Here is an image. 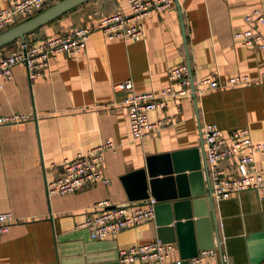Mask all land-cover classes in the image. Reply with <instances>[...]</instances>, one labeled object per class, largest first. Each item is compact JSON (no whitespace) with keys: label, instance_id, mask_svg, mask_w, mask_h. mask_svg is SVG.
Here are the masks:
<instances>
[{"label":"crops","instance_id":"1","mask_svg":"<svg viewBox=\"0 0 264 264\" xmlns=\"http://www.w3.org/2000/svg\"><path fill=\"white\" fill-rule=\"evenodd\" d=\"M5 5L6 0H0V7ZM255 8L264 9V0H172L165 10L144 17L142 35L136 39H105L93 30L76 57L57 54L51 58L44 76L29 79L23 65L12 67V78L0 88V116L20 113L25 117L0 124V211L15 218L0 236V264H120L118 248L156 237L154 215L97 240L76 225L98 201L138 204L127 199L121 177L147 162L165 171L174 159L178 166L198 163L203 173L195 187L206 190L200 145L204 123H215L225 131L246 126L254 141H264V82L208 89L197 97V105L190 96L170 101L164 109L148 112V118L170 115L171 122L157 134L146 133L138 139L130 134L122 94L111 89L113 82L127 78L135 92L165 86L168 69L185 62V48L195 80L210 74L220 80L235 74L257 79L264 71V46L251 47L233 36L248 26L244 16ZM127 9V0H89L23 39L54 36L93 24L100 13ZM259 28L264 31V26ZM20 41L0 47V57ZM104 139L114 143L113 150L103 152L100 164L107 183L98 180L63 194L46 192L45 184L58 174L62 159ZM255 161L264 172V152L256 153ZM192 201V209L199 211L197 219H207L200 230L207 228L206 240L216 248L207 196ZM220 201H215V208L226 261L219 255V263L249 264L247 239L262 229L264 190L247 189ZM171 243L175 253L168 260L188 264L177 242ZM263 259L257 264H263Z\"/></svg>","mask_w":264,"mask_h":264},{"label":"built area","instance_id":"2","mask_svg":"<svg viewBox=\"0 0 264 264\" xmlns=\"http://www.w3.org/2000/svg\"><path fill=\"white\" fill-rule=\"evenodd\" d=\"M58 0H6L0 7V31L17 21L26 19ZM172 0H127L126 11L98 14L95 22L80 25L66 32L45 37L36 41L22 39L18 46L11 47L0 57V88L12 78V67L23 65L29 79L44 76L49 60L57 54L74 58L85 47L86 40L93 30H99L105 39H136L142 35L143 19L152 12H161L171 5ZM247 27L235 31L233 36L241 38L245 45L264 46V9L255 8L246 13ZM253 82H264V71L253 80L247 74H235L220 80L217 74H210L190 81L185 62L178 63L167 71V84L159 89L135 92L130 79L113 82L111 89L121 93L120 102L124 105L128 127L132 138L138 139L146 133H158L171 122V116L156 120L148 118V112L164 109L170 101L190 96L196 98L208 89L240 86ZM192 85L194 89H192ZM192 97V96H190ZM176 107L179 106L176 104ZM24 114L12 113L0 116V124L14 123L24 118ZM205 151L206 169L214 201L229 199L247 189L264 190V172L259 171L255 154L264 152V141H254L246 126L225 131L217 124L206 122L201 127ZM114 143L104 139L84 152L71 158H64L58 174L47 181L45 189L50 194H63L92 184L95 181L107 183L109 180L101 173L100 164L105 150H113ZM232 159L227 165L221 162ZM154 199L148 197L140 204L111 205L101 200L91 206L83 219L76 225L84 229L92 240L103 239L127 227L137 225L153 216ZM99 207L100 209H96ZM15 220L11 213L0 211V236L6 232ZM175 253L171 242H163L154 237L146 242L121 247L116 250L120 264H179L169 261V255ZM216 248L201 249L188 259V264H220ZM222 261L226 256L222 253ZM264 264V259H263Z\"/></svg>","mask_w":264,"mask_h":264},{"label":"water","instance_id":"3","mask_svg":"<svg viewBox=\"0 0 264 264\" xmlns=\"http://www.w3.org/2000/svg\"><path fill=\"white\" fill-rule=\"evenodd\" d=\"M87 1L89 0L56 1L32 16L0 31V47L17 38L22 40L26 33ZM182 38L183 42H185L183 28ZM185 63L188 67V77L193 82L192 69H190L186 48ZM192 89H194L193 85ZM190 96H192L197 105L195 93L192 92ZM200 145L203 161L202 167L207 184L205 187L206 190L201 186L195 187V182H200L199 179L203 173L202 170L198 169V163L189 166L184 164L178 166V162L176 163L174 159L172 165L169 164L170 167H166L167 169L165 171L153 169L152 166H149V162H147L145 167L131 171L121 177L129 201H136L140 204L149 196L154 199L153 215L156 225V237L163 242L176 241L180 256L185 263H188V258L195 256L199 250L213 247L211 245L212 243L209 244L206 240L205 234L208 235L207 228L202 232L200 230L202 228L199 227L204 222L207 224V219H197L199 217V211L193 210L192 205H190L193 202L192 198H197L200 195L207 196L209 201V216L211 217L212 227L214 229L216 248L218 249L220 257L222 256V239L219 233L215 201L212 197L207 175L201 127ZM185 170H188L187 174L183 173ZM186 181H189L190 187L186 185ZM252 190L258 191L257 189ZM193 216H196L195 219H193ZM257 242H261L259 244L261 247H259ZM247 248L249 252V264H257L264 258V222L259 232L249 235Z\"/></svg>","mask_w":264,"mask_h":264},{"label":"trees","instance_id":"4","mask_svg":"<svg viewBox=\"0 0 264 264\" xmlns=\"http://www.w3.org/2000/svg\"><path fill=\"white\" fill-rule=\"evenodd\" d=\"M37 12H38V11H37ZM37 12H36V13H37ZM34 14H35V13H34ZM31 16H32V15H31ZM23 20H24V19H23ZM20 21H22V20H20ZM20 21H18V22H20Z\"/></svg>","mask_w":264,"mask_h":264}]
</instances>
